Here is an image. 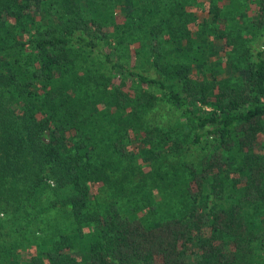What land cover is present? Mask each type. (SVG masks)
Listing matches in <instances>:
<instances>
[{
	"label": "trees",
	"instance_id": "1",
	"mask_svg": "<svg viewBox=\"0 0 264 264\" xmlns=\"http://www.w3.org/2000/svg\"><path fill=\"white\" fill-rule=\"evenodd\" d=\"M193 1L0 0V264H264V0Z\"/></svg>",
	"mask_w": 264,
	"mask_h": 264
},
{
	"label": "rangeland",
	"instance_id": "2",
	"mask_svg": "<svg viewBox=\"0 0 264 264\" xmlns=\"http://www.w3.org/2000/svg\"><path fill=\"white\" fill-rule=\"evenodd\" d=\"M206 5H207V0H195L193 1V11L195 12H201V16L205 15L206 13ZM191 9V8H190ZM249 11H252V8H248ZM199 21V20H198ZM250 36V34H247ZM260 37L259 36H255V38H253L249 43H248V47L250 48L251 52L254 53L257 50H261L263 51L264 48L263 46H261L260 43ZM90 54H94V53H90ZM113 57V56H112ZM90 61L92 60V57H89ZM94 59L96 60L97 57L94 55ZM139 72H144L147 75L153 76L152 74V70L147 69L142 70L141 68H138L137 66L133 69ZM107 81L112 83L110 77L107 78ZM115 82V80H114ZM177 113H174L171 109H168V106L164 103V102H159L150 112L148 111L145 114V121L149 126L155 125V126H165L169 123L172 122V120L174 119V116H176ZM200 151L198 148L194 149L190 154L192 155L191 158L194 160L198 159V156L200 155ZM22 224L20 225V229L22 228ZM31 230L35 231V235L39 234V230L38 228L33 225ZM7 234L8 237H11V235L9 234V229L7 228ZM14 234V233H13ZM12 234V235H13ZM27 235V234H25ZM16 234H14L12 236L15 237Z\"/></svg>",
	"mask_w": 264,
	"mask_h": 264
}]
</instances>
